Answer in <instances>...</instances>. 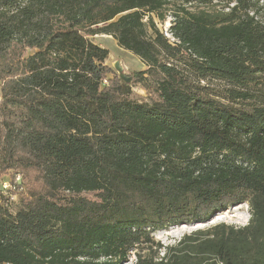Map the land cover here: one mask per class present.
Wrapping results in <instances>:
<instances>
[{"label": "trees", "instance_id": "trees-1", "mask_svg": "<svg viewBox=\"0 0 264 264\" xmlns=\"http://www.w3.org/2000/svg\"><path fill=\"white\" fill-rule=\"evenodd\" d=\"M258 0H0V264H121L152 233L219 223L136 264H264V21ZM172 9V42L153 15ZM148 18V21L145 18ZM149 29L152 32L149 33ZM112 35L147 69L134 96L87 35ZM218 79L216 91L202 80ZM95 192L99 199L84 196ZM5 197V196H3Z\"/></svg>", "mask_w": 264, "mask_h": 264}, {"label": "rangeland", "instance_id": "rangeland-1", "mask_svg": "<svg viewBox=\"0 0 264 264\" xmlns=\"http://www.w3.org/2000/svg\"><path fill=\"white\" fill-rule=\"evenodd\" d=\"M257 7L259 8V17L264 21V0H258ZM172 12V9L167 11L164 19H160L156 14L153 15V18L159 29L166 36H168L172 42H175V38L170 33L169 29L172 24V20L174 19ZM145 19L148 21L147 17ZM149 33H152L150 29ZM87 37L109 50V56L106 60V63L109 66H111L119 74L115 66L116 64H120L124 68L123 73L132 78L130 83L132 85L134 96L138 99H148L149 93L146 88L141 83L135 81L136 73L147 69V65H145L138 56L122 48L112 35L100 33L87 35ZM202 82L203 84L213 86L216 91H221L220 89L228 86L225 81L218 79H205L202 80ZM261 89H264V86L261 84L254 86V90L257 93L262 91ZM31 186L32 182L25 177V174L20 169L10 168L0 172V195L5 196H2L3 200L5 198L8 200L4 204L11 212H16L22 206L26 198H29ZM84 196L94 200L99 199L95 192H86L84 193ZM249 219L250 210L248 203H242L220 211L208 222L181 224L177 226L173 225L168 228L155 231L152 233L156 242L155 244L150 245L149 243H142L137 245L136 249L130 252L128 260L123 261L121 264H136L138 253L154 256L156 258L160 257L163 255L164 248H159L158 244H161L162 246L172 245L182 239L185 235L198 229H206L219 223L243 226L249 222Z\"/></svg>", "mask_w": 264, "mask_h": 264}, {"label": "water", "instance_id": "water-1", "mask_svg": "<svg viewBox=\"0 0 264 264\" xmlns=\"http://www.w3.org/2000/svg\"><path fill=\"white\" fill-rule=\"evenodd\" d=\"M115 68L119 72L120 77L123 78L126 82L130 83L132 78L123 73L124 68L120 64H116Z\"/></svg>", "mask_w": 264, "mask_h": 264}, {"label": "bare ground", "instance_id": "bare-ground-1", "mask_svg": "<svg viewBox=\"0 0 264 264\" xmlns=\"http://www.w3.org/2000/svg\"><path fill=\"white\" fill-rule=\"evenodd\" d=\"M218 216H219V215H218ZM220 217H221V216H220ZM220 217H219V218H220ZM222 218H223V217H222Z\"/></svg>", "mask_w": 264, "mask_h": 264}]
</instances>
